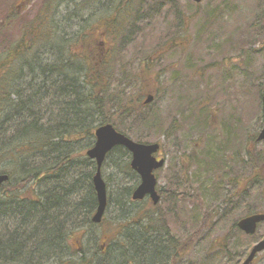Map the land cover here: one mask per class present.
<instances>
[{"label": "rangeland", "instance_id": "rangeland-1", "mask_svg": "<svg viewBox=\"0 0 264 264\" xmlns=\"http://www.w3.org/2000/svg\"><path fill=\"white\" fill-rule=\"evenodd\" d=\"M43 1L0 0V25L7 12L15 14L12 21L0 28V55L20 40L22 28L26 32L25 23L35 17ZM110 1L103 0L101 5L110 9ZM176 3L183 17V30L174 29L173 13L166 11L163 2L158 12L136 14L130 10L129 21L138 29L128 24L124 33L118 35L104 29L93 34L102 39L100 54L113 73L105 92L107 107H112L117 94L133 106L138 105V99L142 102L147 94L152 95L138 117L110 115L116 120L115 129H121L137 142L159 143L158 156L162 155L165 163L156 171L157 188L185 191L186 195V183L178 186L177 181L182 172H187V184L194 188L196 197L192 202L186 197V201L176 203L172 194L166 195L155 205L158 210L147 199L127 198L129 205L120 206L118 202L124 198L120 187L132 186L133 190L139 178L120 177L122 174L116 175L114 169L108 168L102 176H108L116 198L107 202L99 224L92 223L72 241L74 248L91 254L95 264H150L155 260L156 250L154 262L162 259L161 264H174L167 257L166 248L153 247L149 253L132 251V242L121 235L125 225L131 226L127 225L129 222L141 221L145 214L156 212L163 214L165 227L176 240L197 233L185 257L176 264H206L216 251L221 255L216 263L225 264L228 257L224 246L232 253L237 250L233 245L239 233L232 230L233 224L245 215L264 212V186L253 179L249 160L245 159L249 149L261 152L264 158V140L256 141V134L264 124L261 88L251 81L253 77L243 73L241 61L234 73L228 68L232 73L230 82L227 79L229 85L219 90L216 68L221 60L222 64L236 63L242 57L239 48L243 40L264 37V27L257 25L264 0L199 3L176 0ZM110 11L104 14L109 16L106 19H111L115 10ZM251 21L256 24L249 27ZM259 48L258 43L246 48L252 63L248 71L257 78L264 64V49ZM146 56H150L147 61ZM119 90H123L121 94ZM225 118H230L231 123L235 120V124L220 125ZM260 175L264 176V168ZM206 211L213 214L204 219ZM258 233L264 234V221L259 224ZM158 239L157 244L165 243L162 237ZM254 264H264V252L255 257Z\"/></svg>", "mask_w": 264, "mask_h": 264}, {"label": "trees", "instance_id": "trees-1", "mask_svg": "<svg viewBox=\"0 0 264 264\" xmlns=\"http://www.w3.org/2000/svg\"><path fill=\"white\" fill-rule=\"evenodd\" d=\"M102 1L44 0L35 17L25 23L26 32L22 28L20 40L0 55V173L9 177L0 185V264H90L86 260L88 254L72 243L76 235L92 225L90 219L97 205L92 183L96 164L85 150L92 146L98 125L117 124L110 115L138 117L144 105L140 99L138 107L128 104L126 98L117 94L112 107H107L105 92L113 73L100 54L103 41L93 33L97 29L115 35L124 33L128 24L135 27L128 18L130 10L136 14L158 12L163 2L166 11L173 13L174 29H184L176 0H109V8L115 10L111 19H106L109 16L104 14L110 9L101 5ZM14 16V12H7L0 28ZM257 17V25L263 29L264 8ZM255 24L251 21L248 26ZM254 43L259 44V51L264 49L263 36L243 40L239 48L242 57L236 64L242 61L244 67V58L250 61L246 48ZM149 57H145L146 61ZM244 72L251 79L255 77L248 69ZM229 119H223L225 123L220 125L235 124L234 120L229 125ZM262 156L249 149L245 159L249 160L253 179L264 182L260 175L264 168ZM129 160L130 153L125 148L114 147L102 164V174L110 168L116 175L122 174L120 177L132 175L138 180ZM104 180L109 202L116 195L108 176ZM122 187L124 198L118 204L127 207L132 186ZM186 190L188 201L192 202L196 197L194 188L186 183ZM154 209L158 210V206L154 205ZM212 214L204 212V219ZM162 215L147 213L141 221L129 222V228H122L121 235L132 242V251L149 253L153 247H162L171 257L175 249L188 250L197 233L176 240L169 235ZM232 230L239 233L233 245L237 248L233 253L235 260L264 237L258 228L253 235L244 234L236 222ZM158 237L165 243L157 244ZM224 247V253L231 257L230 248ZM157 253L158 250L155 260ZM219 255L216 251L206 264H218ZM154 261L150 264L162 263V259Z\"/></svg>", "mask_w": 264, "mask_h": 264}, {"label": "water", "instance_id": "water-1", "mask_svg": "<svg viewBox=\"0 0 264 264\" xmlns=\"http://www.w3.org/2000/svg\"><path fill=\"white\" fill-rule=\"evenodd\" d=\"M199 3L202 0H191ZM152 100V95H148L144 103ZM262 117L264 121V89L262 93ZM264 140V124L258 133L257 141ZM116 146L124 147L130 154V166L138 174L140 182L132 191V200H141L149 196L151 202L156 204L159 201V194L156 190V177L154 170L163 167L164 159H156L155 153L159 149V144L137 142L127 135L117 131L111 123H104L94 130V142L85 154L96 163V170L92 177L93 188L96 194V209L91 217L93 223H99L104 215L107 204L106 184L101 174V166L107 153ZM8 180V175L0 173V185ZM264 221V213H253L244 216L237 222V227L245 234H254L257 224ZM264 251V238L254 243L241 264H251L254 257Z\"/></svg>", "mask_w": 264, "mask_h": 264}, {"label": "flooded vegetation", "instance_id": "flooded-vegetation-1", "mask_svg": "<svg viewBox=\"0 0 264 264\" xmlns=\"http://www.w3.org/2000/svg\"><path fill=\"white\" fill-rule=\"evenodd\" d=\"M249 58V57H248ZM247 58V59H248ZM223 62H222V60L221 61H219L218 62V64H217V71H218V76H219V83H218V88H219V90H222V88H224V87H226L227 85H229V82H230V79H231V77H232V73H234L235 71H237V67L240 65V64H236V63H231L230 61L226 64V63H224V64H222ZM251 66V62L249 61V62H247V60L244 58V67L246 68V69H249V67ZM229 67H231L232 68V73H230V71L228 70V68ZM246 69H243L242 71H243V73H244V71H246ZM259 78H257V76L256 77H253V81L254 82H256L258 85L257 86H260V90H261V97H262V92H263V89H264V86L263 87H261V85H262V80L264 79V64H262V66L260 67V69H259ZM223 77L225 78L224 80H223ZM227 79H229V82L227 81ZM223 82V83H222ZM222 84H223V86H222ZM224 84H225V86H224ZM219 101H217V103H218ZM217 107H218V105H217ZM219 111V110H218ZM217 123H218V121H216ZM225 123V121L224 120H221V123ZM232 121H230V119L229 120H227V123L230 125V124H232L231 123ZM220 123V124H221ZM234 123V122H233ZM256 136H257V134H256ZM160 147H159V150L155 153V156H156V158L157 159H160V158H164L162 155L161 156H158V152L160 151ZM246 157H249L248 155H246ZM244 166H247V162L245 161V163H244ZM157 171V170H156ZM156 171H154L155 172V176H156ZM187 173V172H186ZM186 173H181V175H180V177L178 178V181H177V185L178 184H181V183H183V184H185V183H187V174ZM156 179H157V177H156ZM257 180V179H256ZM262 186H264V182H261L260 180H257ZM157 182H158V179H157ZM139 183V182H138ZM178 186H180V185H178ZM156 190H157V192H158V194H159V196H160V201H159V203L161 202V200L163 201L164 199H165V196L166 195H169V194H172L173 196H174V198H176V200H174V201H176V203L178 202V201H180V202H182V201H186V197H187V192H186V195H185V191L184 192H182V191H179V193L178 192H176V191H174V190H172V189H170L169 191L168 190H163V189H161V188H157V184H156ZM144 199H147V201L148 202H150L149 200V197H145ZM170 203H172V201L170 202ZM169 203V204H170ZM185 239V238H184ZM187 252V250H184L183 252H180L179 250H177V249H175V251H174V253L172 254V256L171 257H168V258H172V260H174V264H176V262H181L182 261V258L183 257H185V253ZM248 252H249V250H247L246 251V253H244L243 255H242V257H240V258H238L237 260H235L234 258H235V254H231V257H229L228 258V260H227V262H225V264H241L243 261H244V259H245V257H246V255L248 254ZM178 255V256H177ZM226 255H227V253H226ZM177 256V257H176ZM257 256V255H256ZM255 256V257H256ZM255 257H254V259L252 260V262H251V264H254V260H255ZM241 258H242V260H241Z\"/></svg>", "mask_w": 264, "mask_h": 264}, {"label": "bare ground", "instance_id": "bare-ground-1", "mask_svg": "<svg viewBox=\"0 0 264 264\" xmlns=\"http://www.w3.org/2000/svg\"><path fill=\"white\" fill-rule=\"evenodd\" d=\"M86 260H88V262H90V264H95V260L93 259V256L91 254L87 255Z\"/></svg>", "mask_w": 264, "mask_h": 264}]
</instances>
